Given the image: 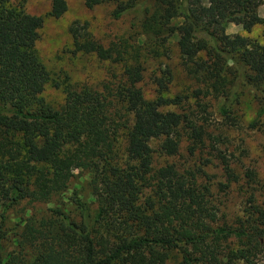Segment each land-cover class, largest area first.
Here are the masks:
<instances>
[{
  "label": "trees",
  "instance_id": "obj_1",
  "mask_svg": "<svg viewBox=\"0 0 264 264\" xmlns=\"http://www.w3.org/2000/svg\"><path fill=\"white\" fill-rule=\"evenodd\" d=\"M109 3L116 19L135 15L149 54L171 59L176 38L196 88L165 97L174 78L165 64L159 96L147 100L141 64L127 63L120 48L105 47L76 21L69 28L75 52L124 62L123 74L114 88L69 87L65 104L53 108L42 97L50 82L37 48L44 20L20 0H0V264H256L264 254V209L251 193L247 219L229 225L207 168L219 164L223 192L240 181L241 156L227 132L240 124L234 108L241 88L256 93L252 127L264 125V45L240 38L237 49L227 33L230 24L246 32L264 24V0H85L89 9ZM67 11L66 0H53V18ZM211 101L219 102L217 126ZM169 105L181 112L162 110ZM122 128L126 160L119 165ZM185 138L190 154H202L198 169L155 166L153 141L173 157ZM77 171L89 175L93 202L73 189L68 209L11 215L22 204L27 213L34 203L55 204ZM243 177L248 186L255 182L251 169Z\"/></svg>",
  "mask_w": 264,
  "mask_h": 264
},
{
  "label": "rangeland",
  "instance_id": "obj_2",
  "mask_svg": "<svg viewBox=\"0 0 264 264\" xmlns=\"http://www.w3.org/2000/svg\"><path fill=\"white\" fill-rule=\"evenodd\" d=\"M26 11L35 16L42 17L44 24L39 31L37 48L42 62L50 74V82L42 95L45 102L53 108H60L65 104L66 92L69 87L81 88L92 87L103 90L106 86L114 88L124 70V62L102 61L94 54L76 53L73 46L72 36L69 32L70 26L79 21L87 23L89 30L107 48L119 49L124 52L127 63L139 62L144 71V79L140 84L145 98L155 100L158 94L157 79L160 77L162 65H169L173 72V82L169 91L165 94L167 98L176 95L187 94L196 88L195 82L187 76L181 66L177 39L170 42L172 50L171 59L157 57L149 54L147 40L140 25L135 24V15L129 13L120 19L113 16L114 4H103L94 9L85 5V0H66L68 11L59 19L50 15L53 0H20ZM259 15L264 18V4L258 10ZM227 33L231 38L234 48H240V38H248L264 45V24L257 25L251 32H246L242 27L230 24ZM148 37V36H147ZM219 102L211 101L210 111L214 112V121L217 126L221 119L218 115ZM163 111L181 112V108L169 105L162 107ZM239 118L238 127L229 129L228 136L231 140L230 146L240 155L237 173L241 177L238 183H232L227 191H221L219 185L225 183V175L214 161L207 173L211 178V188L217 205L221 209L222 219L229 225L238 226L239 222L248 217L250 204L249 194L254 193L259 207L264 209V125L256 128L251 123L256 119L258 102L255 91L246 86L239 91V102L234 108ZM214 128V127H213ZM126 132L122 128L118 132L117 162L124 165ZM161 141H153L155 166L160 167L168 163L174 164L180 172L196 170L200 167L202 154H190L189 141L185 138L181 143L180 152L173 157H167L161 150ZM244 150V151H243ZM207 157L205 154L204 158ZM251 169L255 173V182L247 185L244 179V170ZM77 177L71 185L70 190L63 196H58L59 201L55 204L34 203L17 207L11 215L13 217L34 214L37 218L46 216L49 209L58 204L68 209L69 198L73 196V189L80 192L85 200L93 202L91 196L90 177L86 173L76 172ZM254 263L264 264V254H261ZM245 264V263H241Z\"/></svg>",
  "mask_w": 264,
  "mask_h": 264
}]
</instances>
